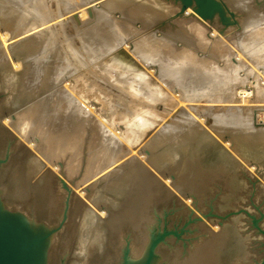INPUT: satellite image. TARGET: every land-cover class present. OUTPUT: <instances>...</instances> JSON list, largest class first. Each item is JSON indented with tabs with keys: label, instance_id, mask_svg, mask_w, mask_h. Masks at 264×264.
<instances>
[{
	"label": "rangeland",
	"instance_id": "obj_1",
	"mask_svg": "<svg viewBox=\"0 0 264 264\" xmlns=\"http://www.w3.org/2000/svg\"><path fill=\"white\" fill-rule=\"evenodd\" d=\"M38 1L40 0H17L11 4L18 5L27 15L33 13L36 14L35 17H38L39 11L43 8L37 3ZM72 1L44 0L43 5L46 10H49L50 18L56 15L57 17L30 32V34L38 33L49 27L53 29L50 34L52 37L48 39L49 44H46L49 46L48 52L45 55L41 54L43 51L41 47L35 57L39 62L46 61L48 67H44L42 63L41 67L36 65L37 69L30 67L28 81L26 80V82L31 81V85L27 86L28 89L21 84L24 81L23 77L27 76L26 70L22 72L23 68L19 64H16L17 68L13 67L18 62L13 61L11 50L5 51L3 56L2 53L0 54V210L20 211L33 222L34 226L41 227L47 236L44 264H71L73 255L76 256L77 250L81 246H86L85 243H89L92 249H89L86 255H81L80 262L125 264L128 259L134 264H139L145 259L149 245L164 230L176 233H169L159 240L152 264H191L190 262L198 260L199 257L204 259L201 253L208 246H205L207 240L211 246L212 243L217 242V249L210 248L215 259L220 256L224 260L228 256L227 258L230 257L228 264H255L264 255V235L253 223V217H255L257 224L264 229V148L255 150L251 148L253 150L247 151L251 153L250 155L246 153L243 155L244 152L237 149L236 143H240L244 137L251 140L257 135H262H256L249 129L264 125V54L261 51L264 47V0H245L244 3L240 0H224L235 14L234 18H231L234 22L225 25L218 16L213 21L207 20L208 28L205 30H209L211 26L217 33L211 37L208 36V30H204L206 33L202 32V36L198 33V23H203V19L198 15L194 16L192 12L191 15L179 13L178 7L174 6L179 4L174 0H161L162 3L167 2L165 5L169 6L170 10L167 11L169 7L165 10L159 7L160 13H157L155 19L151 21L142 20L138 12H135L143 8L138 4L139 0L136 1V5L133 0L127 6H119L115 3L109 7V10L106 5L107 10L103 12L94 8L87 10L95 2ZM168 3H171L172 7L167 5ZM137 5L141 8H137ZM150 5L151 3L148 5V2L147 4L145 2L144 8H154ZM171 8L175 11L173 12ZM128 9L130 11H126ZM60 17L65 18L59 20L62 23L56 21ZM188 18L193 21L191 22ZM95 20H98L99 24L101 22L104 24L95 30L100 34L105 31L104 40L91 33L98 24L93 23ZM53 22L60 24L55 25ZM28 33L9 38L0 28V45L4 44L6 50L11 41L29 36ZM118 34L120 37L116 40ZM83 35L86 36L87 41L81 39ZM204 38L215 39L214 42L210 40L207 44L208 41ZM152 40L155 42L152 43ZM97 43L101 48L95 47ZM111 44L114 46L106 50ZM153 45L155 48L152 52ZM160 45L162 46L159 47ZM144 46L150 47L149 54L153 55V59L146 62L147 65L143 64L136 55L132 56L140 62V65H143L142 71H139L140 65L137 63L135 71L132 70L125 75L118 72L116 66L108 61L106 68L100 69V61L112 59L119 49L122 51L124 48L132 55L131 49H137L138 54ZM145 51L148 52L146 49ZM25 55L27 54L22 53L19 58L22 61L24 58H29ZM64 65L68 67L64 68ZM142 72L147 74L150 84L146 82L147 80H142ZM53 73H57L58 76V79L57 76L53 78L54 82L49 81V76ZM157 79L159 82L156 81ZM252 84L254 88L261 87L263 92L261 91L262 95L258 94V96L254 94V97L245 96L246 100L243 94V97L237 96L248 104H257L250 115L244 116L246 115L245 107L235 109L227 104L240 103L239 100L229 101V99L231 97L235 99L236 91L242 87L253 89L252 86L249 87ZM129 85L131 88L128 87ZM151 86L160 87V92H153ZM56 91L60 94L58 93L55 101L51 96ZM66 93L70 94L68 99ZM215 94L218 95L215 96ZM69 101L75 103L71 108L68 105ZM32 103L37 105L34 106ZM224 105L228 108H223ZM29 106H34L33 110L36 113L32 118L35 117V119L27 118L21 123V119H18L19 116L17 118L16 115ZM39 110L42 111L40 115ZM234 110L242 111L239 115L240 111ZM69 111H71L70 114ZM236 113L240 119L235 115ZM69 116H73V119ZM209 116L214 118L211 120ZM8 118L11 123L6 120ZM69 119L73 121L68 122ZM209 123H214L216 126L214 124L211 126ZM162 126L173 129L171 128L169 135L165 133L157 145L150 144L151 139L158 134ZM30 127H35L36 130L33 131ZM140 127L142 130L139 131ZM67 128L69 133L66 131ZM240 129L244 132H240ZM50 131L57 135L68 133V140L65 146L56 150L57 153L53 151L47 155L38 151L35 145L36 140L41 145L43 142L44 144L50 142L44 134L51 133ZM59 131H65V133L59 134ZM201 136H205L206 142H212L211 146L204 144L206 148H212V150L209 149V153L205 150L206 148L203 149L201 143H197ZM229 140L235 143L233 147L227 143ZM235 146L237 148H234ZM252 147L255 146L252 145ZM111 155L114 160V163L109 165L112 172H107L108 174H104L103 178L101 176L100 183L91 186L94 179H97L92 180L96 172L100 169L104 170L112 161L109 158ZM159 157H162L163 161L157 164ZM91 165L97 167L89 168ZM63 167L67 169V175ZM134 168L136 172L144 169L142 173L145 172L147 175L149 173V178L156 175L153 178V184L156 185L155 179L159 178L158 183L162 190L164 189L161 190V194L163 192L165 195L161 196L158 193L159 190L156 188L158 184L155 188L158 190L156 195L159 194V198L154 193L156 190L153 191L154 197L150 196L149 191L145 189L146 185H141L139 180H136L138 187L135 181H132L131 185V179L134 180L136 174ZM84 170L86 175L82 179ZM151 173L154 175L152 176ZM170 174H174V179L170 178ZM44 176L51 184L37 185L39 178ZM115 176L120 178V182L109 183ZM166 179L169 180L168 185L165 182ZM195 182L196 184H193ZM197 182L200 184L198 185ZM87 186L90 191L85 189ZM96 186L101 192L99 195H95V190L98 189ZM166 188L168 193L164 192ZM80 190H84L83 195L79 194ZM144 194L150 200L147 197L144 198ZM143 199H146V202L143 203ZM83 201L86 205H80ZM102 208L103 210L110 208V211L114 209L115 213L122 215L116 218L115 226L112 224L110 225L112 228L108 227L107 235L102 239L104 245L100 242V246L93 248V245H97L92 239L95 234L88 233L92 229L91 226L96 224V218L91 221L85 219L84 211L97 215ZM224 216L226 218H223ZM218 221L223 224L221 225ZM221 229H225L226 234L229 232L230 236L225 234V237L221 238L222 241L214 238L217 234L211 238L213 231L219 234ZM138 230H141L140 233ZM220 237H223V234ZM142 240L145 242L143 243ZM223 240L226 246L227 244L235 247L243 245L242 250L240 247L231 249L229 245L224 248ZM231 250L234 252L230 253ZM107 257H110L108 261ZM206 263L205 260L204 264Z\"/></svg>",
	"mask_w": 264,
	"mask_h": 264
},
{
	"label": "bare ground",
	"instance_id": "obj_2",
	"mask_svg": "<svg viewBox=\"0 0 264 264\" xmlns=\"http://www.w3.org/2000/svg\"><path fill=\"white\" fill-rule=\"evenodd\" d=\"M10 1V2H9ZM14 1H17V0H14ZM13 0H0V28H2V30H3V33H6L7 35H8V37L9 38H14V37H17V36H20V35H23V34H25V33H28V34H30V32L33 30V29H35L36 27H38L39 25H41V24H43V23H47V22H49V21H53L56 17H57V15L56 16H54V17H51L50 18V16L48 15V12H49V10H46L45 8H44V5H43V2H44V0H40V1H38L37 3H39L40 4V6L41 7H43L42 8V11H39V16L38 17H35L36 16V14H31V15H27V14H25L26 12L25 11H23L21 8H19L18 7V5H16V6H13L12 4H11V2H14ZM68 1H70V0H68ZM72 1V0H71ZM134 1V3L137 1L138 2V0H133ZM159 1V0H158ZM158 1H155V0H139V2H138V4L139 5H141L143 8H141V6L139 7L138 5V7L137 8H141L140 10L141 11H135V12H138V15H139V17L140 18H142V20L144 19L145 21L147 20V21H151L152 19H155L154 17L157 15V13H160L159 11V7H161V8H164V10H165V8L167 7L166 5H165V3H167V2H161V0H160V2H158ZM239 1V0H238ZM241 2H243L244 3V1L245 0H240ZM36 2V1H35ZM73 2V1H72ZM89 3H93V2H95L94 4H93V6L91 5V7H89L87 10H90V9H92L93 10V8L94 9H99L100 11H106L107 10V7H106V5H108V10H109V7H112L113 6V4H115V3H118L119 4V6L120 5H126L127 6V4L128 3H132V0H89L88 1ZM88 2H86V3H88ZM137 2L135 3V5L137 4ZM145 2H146V4H147V2H148V5H149V3H151V5H153L154 6V8H151L150 7V9H146L147 7H145L144 8V6H145ZM174 2H177L176 0H174ZM237 2V1H236ZM178 4H179V2H177ZM16 4V3H15ZM143 4V5H142ZM171 4V3H170ZM169 3L167 4V5H170ZM237 4V3H236ZM239 4V3H238ZM134 5V4H133ZM134 5V6H135ZM150 5V6H151ZM245 5V4H244ZM39 6V7H40ZM134 6H132V7H134ZM171 7H172V5H170ZM175 7H178V12H179V6H180V4L178 5V6H176V5H174ZM131 7V8H132ZM149 7V6H148ZM169 7V6H168ZM167 7V8H168ZM122 8V7H121ZM127 8H129V7H127ZM135 9H136V7H134ZM166 8V9H167ZM126 9V8H125ZM133 9V8H132ZM131 9V10H132ZM143 9H145V10H143ZM172 9V8H171ZM21 10V11H20ZM122 10V9H121ZM138 10V9H137ZM170 10V7L168 8V10L167 11H169ZM173 10V9H172ZM29 11V10H28ZM96 11V10H95ZM119 11V10H118ZM126 11H130L129 9L128 10H126ZM175 10H173V12H174ZM13 12H14V14H13ZM17 14H16V13ZM191 12H192V14L194 13L195 15L194 16H196L197 14L193 11V9L191 8V7H187L186 9H185V11L182 13V14H190L191 15ZM180 13V12H179ZM14 15H16V16H14ZM83 15V14H82ZM131 15V14H130ZM58 16H60V15H58ZM122 16V15H121ZM134 16V15H133ZM130 17V16H129ZM136 17V16H135ZM192 17V16H191ZM101 18V17H100ZM137 18H138V16H137ZM201 18V17H200ZM58 19V18H57ZM56 19V21L58 22L59 20L61 21V20H63V19H65L64 17H62V19H61V17L57 20ZM134 19V18H133ZM189 19V18H188ZM189 20H191V22L193 21V19H189ZM59 21V22H60ZM184 21V20H183ZM183 21H182V23H183ZM98 23V20H95L93 23ZM141 22H143V21H141ZM171 22V21H170ZM178 22H180V21H178ZM54 23V22H53ZM52 23V24H53ZM60 23H62V22H60ZM60 23H58V24H60ZM148 23V22H147ZM176 23V22H175ZM195 23V22H194ZM201 23V22H200ZM198 23V25H199V27L197 26V25H195V26H197V30H198V33L201 35V33L202 32H204V30H205V28H208V23H207V20H204L203 19V23ZM55 24V23H54ZM57 23L55 24V25H58ZM177 24V23H176ZM179 24V23H178ZM188 24V23H187ZM197 24V23H196ZM50 25V24H49ZM101 25H104L102 22L99 24H97V25H95L96 26V28L94 29L93 28V30L91 31V33L92 34H96V35H98L97 37H101L103 40H104V38H105V31L102 33V34H100V33H98L97 31H95V30H98L99 29V27H101ZM182 25V24H181ZM194 25V24H193ZM90 26V25H89ZM133 26V25H132ZM194 26V27H195ZM52 27V26H51ZM184 27V26H183ZM210 28H211V30H210ZM210 28H209V30H208V36L209 37H211V36H214V34L216 33V29L215 28H213V27H211L210 26ZM179 29V28H178ZM181 29V28H180ZM183 29V28H182ZM220 29V28H219ZM88 30V29H87ZM175 30V29H174ZM207 30H205V31H207ZM178 31V30H177ZM181 30H179V32H180ZM196 31V30H195ZM51 32H53V29L52 28H45V29H43V30H41L40 32H38V33H31L29 36L28 35H26V36H24V37H21V38H19V39H15L14 41H11L10 42V44L9 45H7V48H6V50H5V47L6 46H4V44H3V46L2 45H0V54L2 53V56L5 54V51H7V50H11V52H12V57H13V61H17L18 63H15V66L13 65V67H16V64H19L20 66H22V68H23V70H21L22 72L23 71H25L26 70V72H25V74H27V76H24L23 78H24V81L21 83L22 84V86L23 87H25L26 89H28L27 88V86H30L31 85V81L29 80V82H26V80L28 79V72H30V67L31 66H33L34 68L36 67V65L37 66H40L41 67V63L44 65V67L46 66V67H48V63L46 62V61H41V62H39V61H37L36 59H35V57H37V55L38 54H36V53H39L38 51H39V49L41 48V47H43V51H42V53L41 54H43L44 53V55H45V53H47L48 52V48H49V46H47L46 44H49L48 43V39H50L51 37H52V35H50L51 34ZM88 32H90V30L88 31ZM178 32V33H179ZM81 33V32H80ZM79 33V34H80ZM85 33V32H84ZM196 33H197V31H196ZM204 33H206V32H204ZM204 33H203V35H204ZM91 34V35H92ZM180 34V33H179ZM217 34V33H216ZM215 34V35H216ZM178 35V34H177ZM206 35V34H205ZM88 36V35H87ZM174 36V35H173ZM202 36V35H201ZM92 37V36H91ZM120 37V35L118 34V35H116V40L118 39ZM150 37V36H149ZM170 37V36H169ZM86 38V36L84 37V35L81 37V39H85ZM148 38V37H147ZM146 38V39H147ZM208 38V37H207ZM207 38H204L206 41H208V43L207 44H209V42H210V40L211 39H207ZM221 38H223L222 36H221ZM149 39H151V38H149ZM157 39V38H156ZM196 39V38H195ZM202 39V38H201ZM215 38H212V40L211 41H213ZM6 40H7V38H6ZM86 40V39H85ZM89 40V39H88ZM91 40H93V39H91ZM159 40V39H158ZM175 40V39H174ZM217 40V39H216ZM1 41V40H0ZM87 41V40H86ZM204 41V40H203ZM95 42V41H94ZM145 42V41H144ZM153 42H155V41H153L152 40V43ZM177 42V41H176ZM214 42V41H213ZM1 43H3V42H1ZM91 43V42H90ZM141 43V42H140ZM151 43V42H150ZM159 43V42H158ZM157 43V44H158ZM171 43V42H170ZM42 44H44V45H42ZM114 44H116L115 42H114ZM114 44H111V45H109L108 46V48L106 49V50H108L109 48H111L110 46H114ZM167 44V43H166ZM169 44V43H168ZM178 44V43H177ZM212 44V43H211ZM216 44V43H215ZM42 45V46H41ZM97 45H98V43H97ZM97 45H95V47H97V48H101L99 45V47L97 46ZM103 44H101V46H102ZM143 45H144V43H143ZM142 45V46H143ZM148 45V44H147ZM165 45V44H164ZM180 45V44H179ZM152 46V45H151ZM162 45H160L159 47H161ZM166 46V45H165ZM171 46V45H170ZM178 46V45H177ZM253 46V45H252ZM128 47V46H127ZM159 47H158V49H159ZM140 48V47H139ZM155 47H154V45H153V48H152V52L154 51L153 49H154ZM166 48V47H165ZM165 48H163L164 50H165ZM145 49L146 50H148V52H146L145 51ZM149 49H151L150 47H142L141 48V50L142 51H144V52H142L141 50V52H139L138 54H137V49H131L130 51L132 52V55L131 54H129V52H126L127 50H125L124 48H123V50L122 51H120V49L118 50V53H116V55H114L113 57H112V59H110V58H108L107 60H104L103 62L102 61H100L99 63H100V69H102V68H106V66H107V61L108 62H110L112 65H114V66H116V69H117V71L118 72H122L123 74H128V73H130L132 70H134V68L137 66V63H139V65H140V62H138V61H136V58L134 57H132L133 55H136V57L138 58L139 57V60L141 61V62H143V64H145V65H147L146 64V62L147 61H150V60H152L153 58H152V56L149 54ZM257 49V48H256ZM259 49V48H258ZM117 50V49H116ZM184 50V49H183ZM261 50V49H260ZM211 51H212V49H211ZM215 51V50H214ZM261 51H263L262 52V54H264V47L262 48V50ZM22 53H25V54H27L28 55V57L29 58H24V60L22 61V59L21 58H19V55L20 54H22ZM33 53V54H32ZM108 53V52H107ZM155 53V52H154ZM164 53V52H163ZM166 53V52H165ZM169 53V52H168ZM19 54V55H18ZM32 54V55H31ZM36 54V55H35ZM27 55H25V56H27ZM34 55V56H33ZM130 55H131V57H130ZM207 55V54H206ZM170 57V56H169ZM159 58V57H158ZM239 58V57H238ZM161 59V58H160ZM111 60V61H110ZM198 60V59H197ZM9 61V60H8ZM156 61V60H155ZM154 61V62H155ZM175 62V61H174ZM176 63V62H175ZM1 64V63H0ZM13 64V63H12ZM110 64V65H111ZM151 64H152V62H151ZM177 64V63H176ZM109 65V64H108ZM153 65V64H152ZM157 65V64H156ZM191 65V64H190ZM141 66H143L142 64L139 66V71H142V67ZM193 66V65H192ZM40 67H38L40 70H42ZM43 67V68H44ZM66 67H68V65H64V68H66ZM189 67V66H188ZM17 68V67H16ZM21 68V69H22ZM34 68L32 69L33 71H34ZM111 68H112V66H111ZM138 68V67H137ZM159 68V67H158ZM165 68V67H164ZM180 68H182V67H180ZM180 68H178V69H180ZM195 68V67H194ZM36 69H37V67H36ZM38 69V70H39ZM110 69V68H109ZM184 69V68H183ZM31 70V71H32ZM63 70V69H62ZM113 70V69H112ZM137 70V69H136ZM185 70V69H184ZM110 71V70H109ZM135 71V70H134ZM159 71H161V70H159ZM163 71V70H162ZM177 71V70H176ZM144 72V71H143ZM142 72V80L144 81H146L147 80V74L145 75L144 73ZM146 72H147V70H146ZM151 72V71H150ZM156 72H158V71H156ZM32 73V72H31ZM148 73V72H147ZM172 73V72H171ZM61 74V73H60ZM150 74V73H149ZM168 74H170L169 72H168ZM173 74V73H172ZM179 74V73H178ZM55 75V76H54ZM153 75V74H152ZM166 75V74H165ZM164 75V76H165ZM57 76V73L55 74V73H53V74H51L50 76H49V81H53V78L54 77H56ZM72 76V75H71ZM137 76V75H136ZM139 76H141V75H139ZM146 76V77H145ZM163 76V77H164ZM32 78V76H29V78ZM177 77V76H176ZM57 79H58V76L56 77ZM136 78V77H135ZM137 78H138V76H137ZM140 78V79H141ZM172 78H173V75H172ZM55 79V78H54ZM74 79V78H73ZM78 79V78H77ZM170 79V78H169ZM123 80V79H122ZM150 80V79H149ZM160 80V79H159ZM226 80V79H225ZM229 79H227V81H228ZM28 81V80H27ZM73 81V80H72ZM121 81V80H120ZM124 81V80H123ZM152 81V80H151ZM157 82H159L158 81V79L156 80ZM54 82V81H53ZM53 82H52V84H53ZM55 82H57L56 80H55ZM70 82V81H69ZM68 82V83H69ZM126 82H127V80H126ZM126 82H124V83H126ZM134 82V81H133ZM139 82V81H138ZM148 84H150L149 83V81L147 80L146 81ZM67 83V84H68ZM78 83V82H77ZM123 83V84H124ZM128 83V82H127ZM132 83V82H131ZM134 83H136V82H134ZM153 83V82H152ZM222 83V82H221ZM226 83H229V82H226ZM56 84V83H55ZM122 84V83H121ZM231 84V83H230ZM72 85H74V84H72ZM83 85V84H82ZM87 85V84H86ZM132 85H133V83H132ZM158 85V84H157ZM223 85V84H222ZM75 86V85H74ZM73 86V87H74ZM78 86V85H77ZM135 86V85H134ZM134 86H132L133 88H134ZM155 86V85H154ZM160 86V85H159ZM229 87H231L230 85H228ZM247 86V85H246ZM253 87V84L252 85H250L249 87ZM58 87V86H57ZM128 87H130V85L128 86ZM153 89H152V91L154 92V91H156V92H160V87L158 88V87H156V88H154L153 86H151ZM228 87V88H229ZM72 88V87H71ZM131 88V87H130ZM139 88V87H138ZM234 88V87H233ZM61 89V88H60ZM69 89V88H68ZM74 89H76L75 87H74ZM78 89V88H77ZM89 89V88H88ZM135 90H136V88H134ZM207 89V88H206ZM205 89V90H206ZM230 90H231V88H229ZM262 88L261 87H259V86H257L256 88H254L253 87V89H250V88H248V87H246V88H244V87H242L241 89H239V90H237L236 91V93H235V99L233 98V97H231V99H229V101L230 100H232V101H234V100H239V101H241L240 103L238 102H234V103H229L228 101V103L229 104H227V105H230L232 108H235V109H239V108H243L244 109V107L246 108V115H244V116H247V115H250L251 113V110L252 109H255L254 108V106H256V105H254V104H248V102L247 101H245L246 99V97L248 96H253L254 97V94H255V96H256V94H257V96H258V94H261L262 95V93H261V90ZM70 90H72V89H70ZM82 90H83V88H82ZM131 90H133V89H131ZM138 90V89H137ZM140 90V89H139ZM138 90V91H139ZM226 90H227V88H226ZM67 92V91H66ZM84 92V91H83ZM135 92V91H134ZM153 92H152V94H153ZM209 92V91H208ZM211 92V91H210ZM228 92V91H227ZM232 92V91H231ZM263 92V91H262ZM58 93L59 92H54L53 94H52V96H51V98H52V100L53 99H55V101L57 100V95H58ZM62 93H63V91H62ZM71 93V92H70ZM206 93V92H205ZM220 94H221V92H219ZM60 94V93H59ZM64 94V93H63ZM63 94H62V96H63ZM67 94V96L68 95H70V94H68V93H66ZM73 94V93H72ZM80 94V93H79ZM96 94V93H95ZM209 94V93H208ZM214 94V93H213ZM228 94H229V92H228ZM242 94H243V96H244V99L245 100H243V99H239L237 96H239V97H243L242 96ZM76 95V94H75ZM154 95V94H153ZM152 95V96H153ZM182 95V94H181ZM195 95V94H194ZM200 95V94H199ZM218 95V94H217ZM216 94H215V96H217ZM227 95V94H226ZM232 95L234 96V94H233V92H232ZM231 95V96H232ZM71 96H73V95H71ZM78 96V95H77ZM146 96V95H145ZM212 96V95H211ZM215 96H214V98H215ZM221 96V95H220ZM228 96V95H227ZM246 96V97H245ZM70 96H68L67 97V99L69 98ZM76 97V96H75ZM85 97V96H84ZM153 97H155V95L153 96ZM188 96H186V99H188L187 98ZM191 97V96H190ZM221 97H223V96H221ZM226 97V96H225ZM247 97V98H248ZM61 98V97H60ZM64 98V97H63ZM176 98V97H175ZM174 98V99H175ZM180 98V97H179ZM178 98V99H179ZM198 98H200V97H198ZM233 98V99H232ZM77 99V98H76ZM80 99V98H79ZM196 99V98H195ZM209 99V98H208ZM216 99V98H215ZM250 99V98H249ZM49 100V99H48ZM200 100V99H199ZM253 100V99H252ZM255 100V99H254ZM253 100V101H254ZM64 100H62V102H63ZM82 101V100H81ZM209 101H211V100H209ZM225 101V100H224ZM45 102V101H44ZM44 102L42 103L43 105H44ZM53 101H51V103H52ZM59 104H60V102L59 101H57ZM70 102V103H69ZM69 102H67V103H69L68 105H69V107L71 108L72 106H74V104L75 103H73L72 101H69ZM72 102V103H71ZM83 102V101H82ZM81 102V104H83ZM247 102V103H246ZM256 102H257V100H256ZM49 103V102H48ZM57 103V104H58ZM77 103V102H76ZM212 103V102H211ZM33 105H34V103H32ZM40 104V103H39ZM46 104V103H45ZM53 104H54V102H53ZM79 104V106H81L80 105V103H78ZM77 104V105H78ZM190 104V103H189ZM218 104V103H217ZM262 104V103H261ZM35 105H37V104H35ZM34 105V106H35ZM61 105H62V103H61ZM64 105V104H63ZM67 105V104H66ZM84 106H85V104H83ZM82 105V106H83ZM178 105V104H177ZM206 105V104H205ZM222 105V104H221ZM264 105V104H263ZM34 106H29L26 110H24V111H22V113H20V114H18V115H16L17 116V118H18V116H19V118L18 119H21L20 120V122L23 120H26L27 118H30V119H35V117H33L32 118V116H35V113H36V111H34L33 109H34ZM49 106V105H48ZM51 106V105H50ZM57 105H55V107H56ZM60 106V105H59ZM180 106V105H179ZM259 106V105H258ZM32 107V108H31ZM41 107V106H40ZM46 107V106H45ZM54 107V108H55ZM225 107H227L226 105H224V107L223 108H225ZM49 108V107H48ZM53 108V109H54ZM57 108V107H56ZM65 108V107H64ZM64 108H61V109H64ZM75 108V107H74ZM228 108V107H227ZM231 108V109H232ZM42 109H43V106H42ZM41 109V110H42ZM47 109V108H46ZM69 109V108H68ZM197 109V108H196ZM218 109V108H217ZM222 109V108H221ZM36 110V109H35ZM48 110V109H47ZM85 109H83V111H84ZM42 111H44V110H42ZM41 111V112H42ZM61 111V110H60ZM64 111V110H63ZM66 112H67V109L65 110ZM86 111H88V109L86 110ZM235 111V110H234ZM233 111V112H234ZM240 111V110H239ZM239 111H235V112H239ZM242 111V110H241ZM241 111L239 112V115H240V113H241ZM38 112H40V110L38 111ZM41 112L40 113H38L39 115L41 114ZM70 112L71 111H69V114H70ZM217 112V111H216ZM58 113V112H57ZM80 113V112H79ZM227 112H225V114H226ZM232 113V112H231ZM29 114H31V115H29ZM33 114V115H32ZM67 114V113H66ZM73 114V113H72ZM88 114V113H87ZM216 114V113H215ZM256 114V113H255ZM261 114V113H260ZM75 115V114H74ZM79 115V114H78ZM236 116H239L238 115V113H236L235 114ZM259 115V114H258ZM68 116V115H67ZM71 116V115H70ZM69 116V117H70ZM77 116V115H76ZM80 116H82V115H80ZM213 116H214V114H213ZM235 116V117H236ZM242 116V115H241ZM209 117H211V120L214 118H212V116H209ZM233 117V116H232ZM260 117V116H259ZM258 117V118H259ZM263 117V116H262ZM73 119V116L72 117H70V119ZM74 118H75V116H74ZM78 118V117H77ZM80 118H83V117H80ZM79 118V119H80ZM195 118V117H194ZM229 118H230V115H229ZM245 118V117H244ZM243 118V119H244ZM9 119L10 118H8V119H6L7 121H9ZM58 119V118H57ZM66 119H68V118H66ZM67 120L68 122L69 121H73V120ZM210 119V118H209ZM224 119V118H223ZM233 119H235V118H233ZM239 119H240V116H239ZM242 119V121H244ZM55 120V119H54ZM75 120V119H74ZM195 120V119H194ZM210 120V121H211ZM231 120V119H230ZM237 120H238V117H237ZM246 120V119H245ZM39 121V120H38ZM227 121V120H226ZM236 121V120H235ZM247 121V120H246ZM257 121V120H256ZM10 122V121H9ZM63 122V121H62ZM78 122V121H77ZM80 122V121H79ZM202 122V121H201ZM200 122V123H201ZM213 122V121H212ZM225 122V121H224ZM232 122V121H231ZM249 122V121H248ZM247 122V123H248ZM11 123V122H10ZM13 123V122H12ZM15 123V122H14ZM22 123V122H21ZM40 123V122H39ZM58 123V122H57ZM76 123V122H75ZM75 123H74V126H75ZM233 123H235V122H233ZM233 123H231V124H233ZM246 123V124H247ZM60 124H62V123H60ZM66 124V123H65ZM69 124V123H68ZM150 124V123H149ZM169 124V123H168ZM209 124H211V123H209ZM214 124V123H213ZM213 124H211V126L213 125ZM215 124H216V121H215ZM214 124V125H215ZM220 124V123H219ZM237 124H239V122L237 121ZM236 124V125H237ZM248 124H250V123H248ZM13 125V124H12ZM22 125V124H21ZM229 125V124H228ZM235 125V124H234ZM241 125H242V123H241ZM241 125H239V127L241 126ZM16 126V125H15ZM35 126V125H34ZM64 126V125H63ZM69 126V125H68ZM71 126V125H70ZM78 126V125H77ZM171 126V125H170ZM203 126V125H202ZM208 126V125H207ZM216 126V125H215ZM218 126V125H217ZM231 127H232V125H230ZM238 126V125H237ZM67 127V126H66ZM73 127V126H72ZM147 127V126H146ZM145 127V128H146ZM149 127V126H148ZM152 127H153V125H152ZM151 127V128H152ZM174 127V126H173ZM228 127V126H227ZM239 127H238V129H239ZM247 126H245V128H246ZM31 128V130H36V128L35 127H30ZM69 128V127H68ZM68 128H67V132H68ZM74 128V127H73ZM75 128H77L76 126H75ZM141 128V127H140ZM138 129L139 131L140 130H142V128L141 129ZM171 128L172 127H168V126H165V127H161L160 128V130L158 131V136L156 135L155 137H153L152 139H151V141H150V144H152V145H157L158 143H159V141H161L160 140V138L162 139L163 137H164V134L165 133H167V135H169L170 133H171ZM201 128H203V127H201ZM213 128H215V127H213ZM229 128V127H228ZM227 128V129H228ZM233 128V127H232ZM243 128V127H242ZM249 128V127H248ZM153 129V128H152ZM173 129V128H172ZM223 129V128H222ZM56 130V129H55ZM59 130V129H58ZM65 130V129H64ZM147 130V129H146ZM150 130V129H149ZM149 130H147V131H149ZM241 130V129H240ZM253 131V133H255L256 135L257 134H262V135H257L255 138H253V139H251V140H248V138L247 137H244V138H242L241 140H240V143H236V144H238V148L235 146L234 148H237L238 150H241V152H244V154L243 155H250L247 151H249V150H255L256 148H264V125L263 126H253V127H251V129H249V131ZM54 131V130H53ZM137 131V130H136ZM146 131V132H147ZM151 131V130H150ZM248 131V130H247ZM51 133H44V134H46V137H47V139H49L50 140V142H48L47 144H44V142H43V144L41 145V143H37V140H36V145H35V143H33V145H35V147L38 149V151L40 150V152H42V153H45V154H47V155H49L51 152H53V151H55L56 153H57V151L56 150H58V149H60V148H62L63 147V145L67 142V140H68V133L67 134H63V135H61L60 134V132H63V131H59V134L60 135H57L56 133H52V131H50ZM144 132V131H143ZM145 132V133H146ZM189 132V131H188ZM240 132H242V130L240 131ZM244 132V131H243ZM242 132V133H243ZM246 132V131H245ZM31 133V132H30ZM35 133V132H34ZM63 133H65V131L63 132ZM208 133H209V130H208ZM234 133V132H233ZM236 133H237V130H236ZM235 133V134H236ZM23 134V133H22ZM26 134V133H25ZM28 134V133H27ZM37 134V133H36ZM200 134V133H199ZM240 134V133H239ZM24 135V134H23ZM30 136H31V134H29ZM42 136H44V135H42ZM166 136V135H165ZM253 136V135H252ZM202 137V136H201ZM204 137V138H203ZM202 138H199L198 139V141H197V143H201V146L203 147V149H205L206 148V145H204V144H208L209 146H211V143L209 142V141H205V136H203ZM30 140H31V138H30ZM23 141V140H22ZM43 141V140H42ZM235 141H236V139H235ZM234 141V142H235ZM32 142V141H31ZM204 142V143H203ZM232 142V140H229V142H227V143H229L231 146L234 144L235 145V143H231ZM237 142V141H236ZM29 144H32V143H29ZM95 145V144H94ZM207 145V146H208ZM252 145L253 146H255V147H252ZM65 146V145H64ZM66 146H68V145H66ZM213 146V145H212ZM32 147V146H31ZM233 147V146H232ZM211 148V147H210ZM210 148H206L205 150H208L207 152L209 153V149ZM251 148H253V149H251ZM36 149V150H37ZM216 149V148H215ZM62 150V149H61ZM211 150H212V148H211ZM63 152V151H62ZM97 152V151H96ZM103 152V151H102ZM246 153V154H245ZM59 154V153H58ZM168 154V153H167ZM22 155V154H21ZM96 155V154H95ZM168 155H171L170 153L168 154ZM46 158V157H45ZM104 158V157H103ZM112 161H110V163L107 165V167H105L104 168V170L103 169H100L99 171H97L96 172V174L94 175V177L92 178V180L94 179V178H97V179H94L95 181L94 182H92V184H91V186L92 185H95V184H98V183H100L101 181V179L103 178V176H104V174L105 175H107L108 173H110V172H112V171H110L111 170V166L109 167V165H111V164H113L114 163V160H113V157H112V155L109 157ZM49 159V158H48ZM64 159V158H63ZM109 159V160H110ZM159 160L157 161V164L158 163H161L163 160H162V157H159L158 158ZM224 159V158H223ZM93 160V159H92ZM96 160V159H95ZM214 160V159H213ZM23 161V160H22ZM51 161V160H50ZM97 161V160H96ZM99 162V161H98ZM25 163V162H24ZM96 163V162H95ZM67 164H69V163H67ZM99 164V163H98ZM230 164V163H229ZM57 165H58V163H57ZM56 165V166H57ZM97 165V164H96ZM142 165V164H141ZM231 165V164H230ZM69 166H71V165H69ZM92 166V167H91ZM89 168H93V166H94V168H96L97 166H95V165H91ZM34 167V166H33ZM67 167H68V165H67ZM136 168H137V166H135ZM252 168H254L253 166H251ZM63 168H65L64 170H65V174L67 175V169H66V167H63ZM113 168V167H112ZM116 167H114V169H115ZM141 168H142V166H141ZM249 168V167H248ZM251 168V169H252ZM56 169V168H55ZM58 169V168H57ZM62 169V168H61ZM85 169H86V167H85ZM114 169H112V170H114ZM132 169V168H131ZM130 169V170H131ZM135 169V168H134ZM133 169V170H134ZM250 169V170H251ZM64 170L62 171L63 173H64ZM87 170V169H86ZM139 170V169H138ZM142 170H144V169H141L140 171H138V172H136V169H135V172H136V174L134 175V180H132L131 179V185H132V181L134 182L135 181V183H136V180L138 181V182H140L141 183V185H146L145 186V189H147L148 191H149V193H150V196H152L153 195V197H154V193H155V195H156V192L158 191V193L159 194H161V190H162V188H161V185L158 183V180H159V178L156 180L155 179V184H156V181H157V189L155 188V186L156 185H154L153 184V182H154V177L156 176H154L153 178H149L148 176H149V173H148V175L144 172V173H142ZM230 170V169H229ZM53 171V170H52ZM55 171V170H54ZM70 171V170H69ZM68 171V172H69ZM213 171H215L214 169H213ZM242 171V170H241ZM61 172V173H62ZM108 172V173H107ZM132 172V171H131ZM134 172V171H133ZM149 172V171H148ZM251 172V171H250ZM53 173V172H52ZM245 173H247V172H245ZM64 174V176H66ZM152 174V173H151ZM214 174V173H213ZM230 174V173H229ZM236 174V173H235ZM242 174H243V171H242ZM31 175V174H30ZM86 174H85V170H84V175L82 176V179H83V177L85 176ZM154 174H152V176H153ZM215 175V174H214ZM244 175V174H243ZM246 175H248V173L246 174ZM101 176H102V178H101ZM229 176V175H228ZM238 176V175H237ZM245 176V175H244ZM29 177V176H28ZM52 177V176H51ZM86 177H89V176H86ZM216 177V176H215ZM39 178V177H38ZM85 178V177H84ZM113 178V179H112ZM111 179V181L109 182V183H113V184H116V183H118V182H120V178L118 177V176H115V177H112ZM199 178V177H198ZM245 178H246V176H245ZM250 178V177H249ZM81 179V178H80ZM79 179V180H80ZM169 179V178H168ZM168 179H166V184L168 185ZM227 179H229V178H227ZM78 180V181H79ZM74 181V180H73ZM86 181H88V179L86 180ZM100 181V182H99ZM161 181V180H160ZM243 181V180H242ZM145 183V184H143V183ZM164 182V183H165ZM173 182V181H172ZM171 182V183H172ZM180 182V181H179ZM78 183V182H77ZM80 183H81V180H80ZM161 183V182H160ZM163 183V182H162ZM175 183V182H174ZM198 183V182H197ZM226 183H227V181H226ZM225 183V184H226ZM50 185L51 184V182L49 181V179H47L46 178V176H44V177H42V178H39V180L37 181V185H43V186H47V185ZM76 184V183H75ZM74 184V185H75ZM165 184V185H166ZM182 184H183V182H182ZM193 184H196V182L195 183H193ZM200 183H198V185H199ZM237 184H238V182H237ZM133 185H134V183H133ZM136 185H137V187H138V185L139 184H137L136 183ZM159 185H160V187H159ZM184 185V184H183ZM190 185V184H189ZM188 185V186H189ZM191 185H192V183H191ZM204 185V184H203ZM236 185V184H235ZM79 186V183H78V185H77V187ZM98 186H104V185H98ZM98 186H96V187H98ZM128 186H130V185H128ZM163 186V185H162ZM188 186L186 187V186H184V187H186V188H188ZM134 187H135V185H134ZM164 187V186H163ZM168 187V186H167ZM171 187V186H170ZM189 187H191V186H189ZM57 188V187H56ZM132 188V187H131ZM136 188V187H135ZM165 188V187H164ZM193 188V187H192ZM195 188H196V186H195ZM198 188V187H197ZM58 189V188H57ZM85 189H88L89 191H90V189H89V187L87 186V187H85ZM101 189H102V187H101ZM141 189H142V187H141ZM140 189V190H141ZM189 189H191V188H189ZM78 190V189H77ZM136 190V189H135ZM138 191H139V188L137 189ZM154 190H156L154 193H153V191ZM164 190V189H163ZM162 190V191H163ZM169 190V189H168ZM181 190V189H180ZM87 191V190H86ZM96 192H95V195H99V193H101L100 191H99V187H98V189H96L95 190ZM169 191H171V190H169ZM178 191V190H177ZM197 191V190H196ZM52 192V191H51ZM82 192H84V190H80V192H79V194L81 195L82 194ZM136 192V191H135ZM142 192H143V190H142ZM147 192V191H146ZM164 192H166V193H168L167 192V188H166V191H164ZM92 193V192H91ZM152 193V194H151ZM158 194V195H159ZM162 194H164L163 192H162ZM162 194H161V196H162ZM170 194H171V192H170ZM174 194V193H173ZM78 195V194H77ZM83 195V194H82ZM86 195V194H85ZM102 195V194H101ZM130 195H132V194H130ZM139 195V194H138ZM140 195H141V193H140ZM148 195V194H147ZM158 195H156L157 197H158ZM165 195V194H164ZM167 195V194H166ZM193 195V194H192ZM90 196V195H89ZM88 196V197H89ZM155 196V197H156ZM196 196V195H195ZM83 197V196H82ZM147 196H145V194H144V198H146ZM160 197V196H159ZM158 197V198H159ZM166 197V196H165ZM164 197V198H165ZM90 198V197H89ZM135 198V197H134ZM140 198V197H139ZM163 198V199H164ZM91 199V198H90ZM147 199H148V197H147ZM166 199V198H165ZM94 200H97V199H94ZM140 200V199H139ZM146 200V199H145ZM144 199H143V203L144 202H146ZM148 200H150V199H148ZM190 200V199H189ZM136 201H137V199H136ZM183 201V200H182ZM97 201H95V203H96ZM107 202V201H106ZM189 202V201H188ZM86 202H82V203H80V205H82V204H85ZM99 203V202H98ZM104 203V202H103ZM141 203V202H140ZM182 203H184V202H182ZM186 203V202H185ZM139 204V203H138ZM142 204V203H141ZM86 205V204H85ZM92 205V204H91ZM111 205V204H110ZM89 206V205H88ZM106 206V205H105ZM141 206V205H140ZM185 206V205H184ZM104 208V207H103ZM103 208H102V210L100 211V212H98L99 214H94V213H92V212H90V211H84L85 212V214H84V217H85V219L87 218V219H89L90 221L91 220H94L93 218H96V221H95V223L96 224H94L93 226H91V228L92 229H90L89 230V233L88 234H91V233H93V234H95L94 236H93V241L95 242V243H97V245L93 242H91L92 244H95V246L93 245L92 247L93 248H95V247H98V246H100V242L103 244V242H102V239L103 238H105V236L107 235L106 234V231H107V229H108V227L110 226V225H112L113 224V226H115V222H116V218H120V216L122 215V214H117V213H115V210L113 209V210H111L110 211V208H105L104 210H103ZM119 208V207H118ZM149 208V207H148ZM108 210V211H107ZM77 212V211H76ZM148 214V213H147ZM136 215H138V214H136ZM82 218V217H81ZM129 218H130V216H129ZM132 218H134V216L132 217ZM132 220H134V219H132ZM82 221V220H81ZM94 222V221H93ZM133 222V221H132ZM136 222V221H135ZM134 222V223H135ZM76 223V222H75ZM79 224V223H78ZM133 224V223H132ZM84 225V224H83ZM111 227V226H110ZM112 228V227H111ZM115 229H117V228H115ZM135 229H140V228H135ZM212 229V228H211ZM216 229V228H215ZM111 230V229H110ZM78 231V230H77ZM118 231V230H117ZM136 231V230H135ZM139 232L138 233H140V231L141 230H138ZM225 229H221V231L219 232V234L217 233V232H215V231H213V233L211 234V238L212 237H214V235L216 236V234H217V237H218V235H219V237L217 238V237H214L215 239H219L220 241H222L221 240V238H224L225 237ZM137 232V231H136ZM137 234V233H136ZM144 234V233H143ZM223 234V237H220L221 235ZM228 234V235H227ZM226 235L227 236H230L229 235V232L227 233ZM77 236V235H76ZM81 236V235H80ZM138 236V235H137ZM113 237V236H112ZM142 237V236H141ZM106 239H108V238H106ZM114 239V238H113ZM145 239V238H144ZM53 240V239H52ZM82 240V239H81ZM213 240V239H212ZM211 240V241H212ZM50 241V240H49ZM143 241V240H142ZM215 241V240H214ZM218 241V240H217ZM145 241H143V243H144ZM225 240H223V247L224 248H227L228 247V245L230 246V248L232 249H238L239 247L241 248L243 245H240V246H237V247H235V246H233V245H230V244H227V246L225 245ZM141 243V242H140ZM208 243V244H207ZM55 244V243H54ZM83 244V243H82ZM85 245L86 246H81V248L79 249V250H77V254H76V256H75V254L73 255V259H71V261H72V263L71 264H86V263H83V262H80V257H81V255H84L85 253H87V251L89 250V249H92L91 247H90V245H89V243H85ZM104 245V244H103ZM208 245V246H207ZM205 246H207V248L206 249H204V252H202L201 254L203 255V257H204V259H201L200 257L198 258V260L196 259V260H191L192 262H190L191 264L195 261V263H193V264H204V262H205V260L207 261V263L206 264H221L222 262L223 263H225V264H228V261H230V257L229 258H227V257H225L224 258V260H222L221 258H220V256L218 257L217 256V259H215L214 258V256L212 255L213 253H211V249L210 248H213V250L214 249H217L218 247H217V242L216 243H212V246H211V243L209 244V240H207V242H206V244H205ZM219 247H220V245H219ZM78 248V247H77ZM112 248V247H111ZM142 248V247H141ZM203 248V247H202ZM241 250H242V248H241ZM203 251V250H202ZM236 251V250H235ZM75 252V251H74ZM224 252V251H223ZM232 252H234L233 250H231L230 251V253H232ZM111 253V252H110ZM200 254V255H201ZM86 255V254H85ZM109 255H111V254H109ZM199 255V254H198ZM240 255H241V253H240ZM207 256V257H206ZM206 257V258H205ZM221 257H222V255H221ZM71 258V257H70ZM107 259H110V257H107L106 258V260ZM232 259V258H231ZM204 260V261H203ZM85 261H86V259H85ZM108 261V260H107ZM106 261V262H107ZM185 262V261H184ZM232 262V261H231ZM105 263V262H104ZM103 263V264H104ZM222 263V264H223ZM88 264V263H87Z\"/></svg>",
	"mask_w": 264,
	"mask_h": 264
},
{
	"label": "water",
	"instance_id": "obj_3",
	"mask_svg": "<svg viewBox=\"0 0 264 264\" xmlns=\"http://www.w3.org/2000/svg\"><path fill=\"white\" fill-rule=\"evenodd\" d=\"M180 4L179 12L183 13L187 7L202 19L213 21L219 17L225 24H233L235 14L229 9L224 0H176ZM174 179V174L169 175ZM223 218H226L224 216ZM221 225V221H218ZM253 223L264 235V229L258 224L255 217ZM169 233L164 230L149 245L145 259L139 264H152L154 252L159 240ZM47 236L41 227L34 226L33 222L20 211L0 210V264H44ZM125 264H134L126 259ZM264 264V255L255 263Z\"/></svg>",
	"mask_w": 264,
	"mask_h": 264
}]
</instances>
